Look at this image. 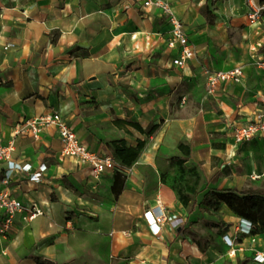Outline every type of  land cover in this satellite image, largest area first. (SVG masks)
<instances>
[{
	"label": "crops",
	"instance_id": "0c3cea01",
	"mask_svg": "<svg viewBox=\"0 0 264 264\" xmlns=\"http://www.w3.org/2000/svg\"><path fill=\"white\" fill-rule=\"evenodd\" d=\"M145 1L0 0V147L12 142L13 161L47 167L40 183L15 172L5 185L8 165L0 164V192L43 212L30 222L16 218L0 240V264H264L255 260L264 235L255 242L237 235L243 220L226 206L191 209L177 191L264 192V137L236 144L233 136L264 109V70L256 67L264 60V11L258 22L250 18L264 5L170 0L196 49L179 67L169 20ZM236 68L245 71L242 82L208 96L210 74ZM55 114L100 156L115 159L112 141L145 142L120 172L126 183L118 197L117 171L97 181L89 164L62 155L58 128L45 123ZM180 144L192 147L183 168L167 161ZM157 206L184 224L166 223L154 236L144 215Z\"/></svg>",
	"mask_w": 264,
	"mask_h": 264
},
{
	"label": "built area",
	"instance_id": "2783aa9c",
	"mask_svg": "<svg viewBox=\"0 0 264 264\" xmlns=\"http://www.w3.org/2000/svg\"><path fill=\"white\" fill-rule=\"evenodd\" d=\"M251 2L252 0H248ZM145 8H156L169 20L171 29L170 48L179 46V56L174 60V65L184 67L189 61L196 57V49L190 43L185 32L182 22L177 18L174 8L170 0H146ZM264 11V7L253 8L250 15L252 23L258 22ZM258 69L264 70V60H259L256 63ZM245 76L243 68H236L231 71H217L210 74L207 92L208 96H214L217 89L222 84H240ZM46 124L55 125L61 137L63 145L62 155L73 157L81 161L83 164H89L92 168V175L95 180H100L101 177L108 171L123 172L126 170L122 165L118 164L111 156H100L90 151L84 144L80 142L76 133L62 120L61 116L55 114L50 119L45 120ZM41 128L33 127L35 135L41 132ZM234 140L236 144L251 142L256 138L264 137V109L255 115L253 121L247 124L236 125L234 128ZM15 151V146L11 142L8 146L0 147V164L7 163L8 169L5 173L3 182L9 185L15 172H21L28 175L31 182L40 183L43 180L44 173L47 170L45 165H41L38 169L33 170L32 165H20L12 160V154ZM0 211L4 213V221L0 226V240L7 238L15 224L17 217L22 216L24 221H33L43 215L42 210L35 204L26 206L22 202L14 199L7 191L0 192ZM151 233L154 236H159L162 232V227L169 223L172 228L177 229L184 224L183 219L169 220L168 215L161 206L148 211L144 215ZM252 224L242 221L236 229V234L239 236L250 237L253 242L255 238L252 235ZM224 241L230 247V255L235 256V240L231 237H224ZM255 260L259 263H264V254H258Z\"/></svg>",
	"mask_w": 264,
	"mask_h": 264
},
{
	"label": "trees",
	"instance_id": "16d2710c",
	"mask_svg": "<svg viewBox=\"0 0 264 264\" xmlns=\"http://www.w3.org/2000/svg\"><path fill=\"white\" fill-rule=\"evenodd\" d=\"M264 5V0H261ZM212 15L211 12L206 13ZM138 127L137 124L130 123ZM157 130L153 127L147 132L152 135ZM113 150L114 157L120 165L131 167L140 155L145 146V142L139 143L136 148H130L124 140H116L109 143ZM192 157V147L186 144H180L178 154H171L168 160L171 164L183 168ZM126 177L117 171L113 186V193L118 197L125 189ZM178 195L184 206L191 209H200L206 212H219L222 207L226 206L236 217L252 224V235H264V192L262 191H234V190H217L211 189L203 193L200 192L189 194L178 189ZM212 228H224L222 224L211 223ZM37 264H56L54 262L37 258Z\"/></svg>",
	"mask_w": 264,
	"mask_h": 264
}]
</instances>
